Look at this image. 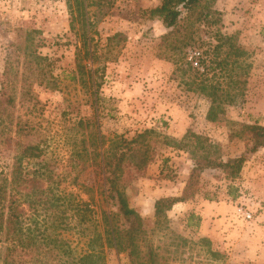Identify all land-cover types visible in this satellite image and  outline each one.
<instances>
[{
  "label": "rangeland",
  "instance_id": "rangeland-1",
  "mask_svg": "<svg viewBox=\"0 0 264 264\" xmlns=\"http://www.w3.org/2000/svg\"><path fill=\"white\" fill-rule=\"evenodd\" d=\"M73 1L0 0V81L8 54L16 73L6 90L15 95L5 110L13 124L4 121V135L14 136V123L25 122L29 134L22 140L39 145L54 178L64 175L67 186L66 197L43 199L34 217L25 220L36 244L23 256L24 264H264V148L249 154L237 178L204 170L194 197L176 203L165 220L156 222L153 209L157 198L183 190L194 161L180 148L187 131L218 144L225 159L244 152L243 124L264 125V0L208 5L220 18L213 30L236 35L243 51L237 64L247 70L243 93L231 104L212 107L182 70L184 52L191 60L202 49L170 51L162 43L169 29L148 14L161 0H86L92 56L86 55L85 35L71 15ZM206 31L194 26L189 32L195 40L216 43L212 30ZM78 60L92 84L73 78L79 75ZM226 69L215 78L225 81L223 75L236 71L230 64ZM210 110L214 120L207 117ZM116 140H136L129 145L135 150L145 145L129 151L123 162L125 196L143 218L136 254L104 242L101 210L116 214L120 234L130 226L108 197L104 179V151ZM82 147L80 162L74 154ZM143 150L148 160L137 168ZM11 158V146L1 142L0 170L8 173ZM74 177L77 184H70ZM70 205L89 208L92 221H79ZM244 211L252 217L245 218ZM97 234L100 239H94ZM88 254L92 257L86 259Z\"/></svg>",
  "mask_w": 264,
  "mask_h": 264
},
{
  "label": "trees",
  "instance_id": "trees-1",
  "mask_svg": "<svg viewBox=\"0 0 264 264\" xmlns=\"http://www.w3.org/2000/svg\"><path fill=\"white\" fill-rule=\"evenodd\" d=\"M215 0H161L160 4L149 9V16L158 17L162 25L169 31L162 36V43H166L170 51H182L186 47H194L202 49L194 51L191 60H186V52H184L182 69L185 74H189V82L193 86V90L207 96L211 100V107L221 103L231 104L238 94H242L246 84L247 70L238 63L239 57L243 54L242 48L236 43V35L223 34L218 30H213L216 23L220 21L218 12L211 10L209 4ZM70 8L71 4L68 3ZM74 9L71 11L73 20L80 24L85 39L83 47L88 56H92L93 52L89 50L86 33L90 27V22L86 17L87 7L91 3L86 0H74ZM200 9V10H199ZM74 10V11H73ZM216 15V16H215ZM194 26L205 28L210 37L216 40V43H210L209 40H195L193 33L189 32ZM210 43V50L208 45ZM207 45V47H204ZM16 51H14V56ZM165 58H171L164 55ZM12 54L6 57V63L2 72L0 81V143L6 141L12 150V158L8 173L3 169L0 170V264H24L26 261L24 255L33 251L36 244V234L31 227L25 228V220L34 217L37 213V207L43 199L55 196L66 195V187L64 175L62 178L57 174L56 178L52 165L46 163V158L42 155V150L38 144L27 143L22 140L29 134L27 124L20 120L14 123V136L4 135L3 123L7 119L13 124L11 114L6 112V106H10L14 101V94L7 93L14 80L12 73L13 61ZM232 60V61H231ZM178 61H175V64ZM233 65L236 71H232L231 75L225 78V81H219L218 73L225 72L228 65ZM84 65L80 60L76 63V70L79 74L74 79L80 80L85 84L86 80L92 84V75L87 71V79L84 71ZM233 70V69H232ZM212 72L211 77L205 74ZM29 77L26 76V84ZM187 83V82H186ZM96 93V92H95ZM29 95V89L25 91ZM97 101V97H96ZM208 119H215V112L210 110L207 114ZM245 133V150L239 155L223 158L221 156L220 146L202 135L187 131L184 136V142L180 148H186L192 155L193 166L190 170L188 178L185 182L180 195L161 196L154 201V217L156 222L166 219V212L169 211L176 203L185 202L193 198L198 191L199 179L202 172L206 169L217 170L224 173L226 177L234 179L239 177L240 172L248 159L249 154L256 152L259 148H264V125L257 123H246L242 125ZM141 134L139 137H143ZM4 138V139H2ZM97 140V138H95ZM103 143V139L100 137ZM136 140L114 141L103 155V172L104 179L108 184V197L117 203L118 212L127 220H130V226L123 230L120 234L115 227L116 214L101 210V219L103 223L104 242L108 248L117 251L124 250L129 247L132 254H136L137 245L135 236L140 232L143 218L139 213L129 205L124 193L125 184L122 182V176L125 172L123 162L129 151H134L130 147V143ZM101 143V144H102ZM144 143V141H143ZM136 148V152L144 148ZM126 149V150H125ZM82 150H77L74 156H77L80 162L83 158ZM95 152V148L90 151ZM147 150H143L144 155L135 161L137 168L146 164ZM98 153V152H97ZM76 158V157H75ZM75 161V159H73ZM76 165L80 163L76 162ZM73 164L72 167L76 166ZM102 169V167H101ZM76 177L70 179V184H77ZM63 186L60 187V185ZM58 192L54 190L58 189ZM59 194V195H58ZM71 202V200H70ZM72 204V202L70 203ZM72 207V205H70ZM74 208V209H73ZM74 215L79 221H92L89 208L72 207ZM89 213V215H87ZM99 234L94 239H100ZM208 243V239H202ZM126 245V247H125ZM88 254L85 258L92 257ZM149 256L152 257L151 249Z\"/></svg>",
  "mask_w": 264,
  "mask_h": 264
},
{
  "label": "built area",
  "instance_id": "built-area-1",
  "mask_svg": "<svg viewBox=\"0 0 264 264\" xmlns=\"http://www.w3.org/2000/svg\"><path fill=\"white\" fill-rule=\"evenodd\" d=\"M245 218L250 219L252 217L250 211H244Z\"/></svg>",
  "mask_w": 264,
  "mask_h": 264
},
{
  "label": "crops",
  "instance_id": "crops-1",
  "mask_svg": "<svg viewBox=\"0 0 264 264\" xmlns=\"http://www.w3.org/2000/svg\"><path fill=\"white\" fill-rule=\"evenodd\" d=\"M178 204H181V203H177V205H178Z\"/></svg>",
  "mask_w": 264,
  "mask_h": 264
}]
</instances>
